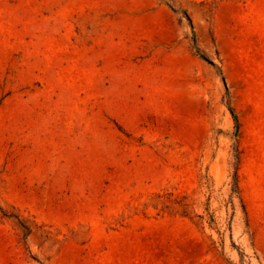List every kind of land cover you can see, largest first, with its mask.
Masks as SVG:
<instances>
[{
	"label": "rangeland",
	"instance_id": "rangeland-1",
	"mask_svg": "<svg viewBox=\"0 0 264 264\" xmlns=\"http://www.w3.org/2000/svg\"><path fill=\"white\" fill-rule=\"evenodd\" d=\"M0 208V264H264V0H0Z\"/></svg>",
	"mask_w": 264,
	"mask_h": 264
},
{
	"label": "trees",
	"instance_id": "trees-1",
	"mask_svg": "<svg viewBox=\"0 0 264 264\" xmlns=\"http://www.w3.org/2000/svg\"><path fill=\"white\" fill-rule=\"evenodd\" d=\"M186 17H187V19H188L191 27L194 28L193 27V24H192L191 18L187 14H186ZM194 49H195L196 55L199 58H201L202 60H205L206 62H208L212 66H216L215 63L212 60H210L209 57L197 47L196 41H194ZM223 82L225 83V79L224 78H223ZM226 90H227V88H226ZM227 92H228V90H227ZM228 108H229V111H230L231 116H232L233 121H234L235 129H236V134H238V130L240 128V124H239V121H238V117L236 115V112H235L234 108L232 107V105L230 104V102H228ZM239 161H240L239 153H238V150H236V166L239 165ZM240 193L241 192H240V188H239V184H238V175H237V168H236V171H235L234 176H233L232 195H236L239 199H241ZM242 208H243V210L245 212L244 205L242 206ZM0 212L5 217L15 218L16 220H18L21 223L22 227L25 229L26 235H29V233L31 232L29 226L25 222H23L19 217L15 216L13 214L8 213V212L4 211L1 208H0ZM207 212H208V210H207ZM207 214H208V222H209L210 227L212 229L217 230L218 234H221V230L218 227V223H217V219H216L215 215L212 214V213H207ZM229 264H233V263L232 262H229Z\"/></svg>",
	"mask_w": 264,
	"mask_h": 264
}]
</instances>
